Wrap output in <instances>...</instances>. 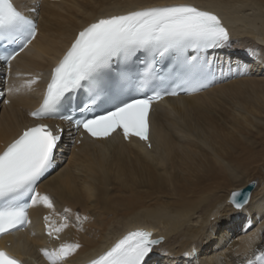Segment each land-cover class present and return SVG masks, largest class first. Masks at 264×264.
<instances>
[{"label":"bare ground","instance_id":"obj_1","mask_svg":"<svg viewBox=\"0 0 264 264\" xmlns=\"http://www.w3.org/2000/svg\"><path fill=\"white\" fill-rule=\"evenodd\" d=\"M174 2L219 14L236 47L247 46L255 56L231 59L233 69L240 63L252 74L167 99L150 117L147 141L112 135L72 147L40 187L54 209L32 207L39 232L16 236L11 249L17 255L47 264L38 255L39 217L48 212L54 219L70 210L67 232L82 247L65 264L97 255L134 228L162 236L159 254L148 264H256L264 249V0H45L37 39L14 63L12 91L4 97L11 103L0 105V143L18 134L26 122L23 110L41 94V83L28 80L51 66L78 29L102 15ZM248 184L255 185L251 203L236 213L228 205L230 193Z\"/></svg>","mask_w":264,"mask_h":264},{"label":"snow or ice","instance_id":"obj_2","mask_svg":"<svg viewBox=\"0 0 264 264\" xmlns=\"http://www.w3.org/2000/svg\"><path fill=\"white\" fill-rule=\"evenodd\" d=\"M40 7L36 4L25 11L15 0H0V67L8 74L12 62L37 39ZM231 44L222 18L192 3L148 4L102 15L75 34L50 70L42 104L30 115L40 118L62 107L68 114L60 118L72 125L70 133L82 129L93 139L103 140L119 130L125 139L147 141L148 117L155 101L189 91L185 85L193 80L207 81L191 89L199 91L218 79L252 74L250 67L240 63L234 70L230 58H209V52ZM216 67L218 74L213 71ZM11 91L0 89V103H11L4 98ZM64 132L45 123L26 125L0 150V235L30 223L28 210L35 205L54 209L50 194L36 189L57 167L56 152ZM250 203L246 189L230 193L228 205L234 212H242ZM68 211L59 226L45 224L47 235L55 233L53 238L59 240L60 232L69 226ZM215 219L211 217L210 224ZM152 236L147 230L130 231L90 264H148L162 240ZM81 247L78 242L61 243L55 251H41L50 264H64ZM0 264L24 262L0 248Z\"/></svg>","mask_w":264,"mask_h":264},{"label":"water","instance_id":"obj_3","mask_svg":"<svg viewBox=\"0 0 264 264\" xmlns=\"http://www.w3.org/2000/svg\"><path fill=\"white\" fill-rule=\"evenodd\" d=\"M251 185H253V184H248L245 188H243V189H246L247 190V192L248 193H250L251 192V190L254 188L253 186H251ZM230 198V197H229ZM160 239V238H159Z\"/></svg>","mask_w":264,"mask_h":264},{"label":"rangeland","instance_id":"obj_4","mask_svg":"<svg viewBox=\"0 0 264 264\" xmlns=\"http://www.w3.org/2000/svg\"><path fill=\"white\" fill-rule=\"evenodd\" d=\"M232 62L234 63V61H232ZM251 64H253V63H250L249 66H251Z\"/></svg>","mask_w":264,"mask_h":264}]
</instances>
